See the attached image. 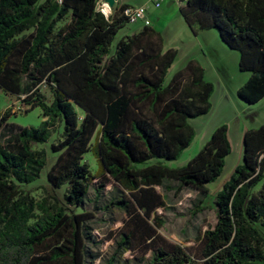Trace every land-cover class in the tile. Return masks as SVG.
I'll use <instances>...</instances> for the list:
<instances>
[{
  "label": "trees",
  "instance_id": "16d2710c",
  "mask_svg": "<svg viewBox=\"0 0 264 264\" xmlns=\"http://www.w3.org/2000/svg\"><path fill=\"white\" fill-rule=\"evenodd\" d=\"M98 1L0 0V90L23 96L25 113L39 108L44 117L37 127H20L8 123L9 110L0 114V264H94L101 243L98 218L85 208L91 193L107 215H124L105 264H264V125L244 133L241 164L210 202L215 220L199 233V258L168 242L159 233L156 210L165 199L156 188L169 191L167 180L175 181L176 191L199 196L194 213L204 210L209 185L231 152L228 128L216 127L180 169L133 167L174 159L189 146V120L209 112L213 84L195 61L164 84L177 50L163 51L152 27L113 45L128 23L126 6L105 17L96 11ZM178 10L193 33L216 29L239 54L238 69L249 77L237 97L258 103L264 97V0H188ZM43 84L52 95L49 105L40 94ZM58 123L64 128L50 144L58 156L46 179L53 192L64 189L65 203L35 202L21 187L39 177L47 154L34 146ZM89 152L97 162L94 175L85 162ZM110 183L118 194L105 199ZM138 248L148 258L122 259Z\"/></svg>",
  "mask_w": 264,
  "mask_h": 264
},
{
  "label": "rangeland",
  "instance_id": "374dc122",
  "mask_svg": "<svg viewBox=\"0 0 264 264\" xmlns=\"http://www.w3.org/2000/svg\"><path fill=\"white\" fill-rule=\"evenodd\" d=\"M44 0H38V4L42 3ZM153 2L154 0H133L132 5L138 6L139 4H145L146 2ZM167 21L163 20L165 29L161 30V38L163 42V51L168 49L177 50L178 55L172 66L168 69L164 84L169 83L174 74L180 71L189 61H199L204 64L207 70V75L210 73V67L208 65V60L215 58L219 52L213 53L208 57H204L198 45L203 44L202 33H199V36L195 34L188 28L181 16H178L176 19H172L171 22L166 23ZM167 24V25H166ZM141 26L140 23L135 24H124L121 28L118 29L117 34L115 35L113 45H115L120 39L134 34V32ZM213 32L218 34L216 29H212ZM211 40L209 36L207 38ZM236 52V51H235ZM40 94L44 97L46 104H50L52 101V95L48 85L43 84L40 86ZM24 97H17L6 93L0 90V114L6 110L10 111L11 116L8 119L9 124H14L20 127H37L44 120L41 110L36 108L28 113L25 111L28 110V106L23 101ZM247 106V105H245ZM250 106V105H249ZM252 107V106H251ZM77 112L80 117H82V112L77 109ZM205 115L198 118L190 119L189 123L194 129L193 138L187 148L182 150L180 154L174 159H164V158H152L145 162L133 163L132 166L135 168H145L152 165H157L164 167L166 169H180L186 165L204 146L206 142H203L201 138L202 132L205 129L208 120L203 121L199 118H203ZM248 113L245 112L243 118L250 121ZM262 111H259V114L253 115L256 120L262 118ZM196 120H199L196 122ZM63 123H58L51 131L48 140L40 145H35L34 149H44L47 154V162L42 168L41 173L37 179L32 181L26 186L21 188L27 192L35 202H41L42 200L49 199L51 202L56 198L59 203L64 204L63 194L64 189L56 190L53 192L46 179V174L58 156L57 152H53L50 148V144H56L60 139V136L63 132ZM201 138V140H200ZM94 144V139L91 141V146ZM85 162L89 165L91 174L94 175L97 171V162L95 157L91 152L85 155ZM228 165H226L225 173L229 170ZM220 179L215 183L218 184L215 187L214 184L209 186L208 197L205 198L206 208L201 212L194 213V208L197 205V200L199 196L192 190L185 189L181 191L175 190V181H168L166 186H169V191L163 187L156 188V191L160 193L165 199V207L156 210V214L162 219L163 225L159 230V233L171 243L179 244L184 247L187 252L195 259L199 258V233L202 234L210 226L214 224L215 215L214 210L210 208L211 201L213 196L218 192L222 185ZM93 184H96V181H93ZM117 185L115 183H110L104 188L105 199L112 197L116 193ZM95 197L91 193L89 195L88 205L86 209H91V211L98 218L97 224L95 226V235L97 240L101 243L99 250L101 248V257L94 264H105V260L112 255V251L116 246V241L118 240L119 228L124 219V215L116 210H113L111 214L107 215L105 211H102L103 206H97V203L94 202ZM102 209V210H101ZM144 252L141 248L136 250H130L123 254L122 259L127 263H133L137 261L138 258L143 256ZM144 258H148L149 254L145 253Z\"/></svg>",
  "mask_w": 264,
  "mask_h": 264
},
{
  "label": "crops",
  "instance_id": "0c3cea01",
  "mask_svg": "<svg viewBox=\"0 0 264 264\" xmlns=\"http://www.w3.org/2000/svg\"><path fill=\"white\" fill-rule=\"evenodd\" d=\"M132 1L133 0H114L113 6L110 7L111 15L116 13L117 9L121 6H144L147 11V17L152 22V28L159 33L166 28H163V20L169 23L172 19H176L180 16L179 7L171 0H154L153 2L149 1L143 5L139 4L138 6L132 5ZM155 2L160 3L158 8L154 7ZM137 23H140L141 26L134 33H138L144 27L141 22ZM199 33H202L200 35H202L204 39L203 44L198 45L204 57H208L211 54L213 55L215 52L220 53L212 60H208V65L210 67V73H208V75L204 64L199 61H197V63L203 68L205 79L213 84V92L210 97L211 108L203 118H199V120L203 119V121L209 119L202 132V141L206 142L216 127L226 125L228 128L231 152L225 160L223 173L218 179L220 180L223 178L221 181V185H223L228 180L235 167L241 164L242 138L244 133L247 130L264 125V97L254 105L249 106L243 103L237 97V91L247 81L249 74L239 71V54L227 48L220 40L218 34L213 32L212 29L207 31H196L194 34L197 37ZM209 36L211 40L207 39ZM259 111H262L263 116L260 120H256L255 117L253 118V115H258ZM245 112L248 113V116H251L250 121L243 118ZM199 120H196V122ZM226 165L230 166L227 173H225ZM217 181L212 184L215 185V183H218ZM217 185L218 184H216L215 187H217Z\"/></svg>",
  "mask_w": 264,
  "mask_h": 264
},
{
  "label": "built area",
  "instance_id": "2783aa9c",
  "mask_svg": "<svg viewBox=\"0 0 264 264\" xmlns=\"http://www.w3.org/2000/svg\"><path fill=\"white\" fill-rule=\"evenodd\" d=\"M178 7L186 4L188 0H171ZM160 6L159 2L154 3V7L158 8ZM96 11L103 14L105 17H109L111 15L110 6L106 2V0H99L97 2ZM122 15L127 19L128 24H135L137 22H141L144 27H152V22L147 17V11L144 6L140 7H132L126 6L122 12Z\"/></svg>",
  "mask_w": 264,
  "mask_h": 264
},
{
  "label": "water",
  "instance_id": "95a60500",
  "mask_svg": "<svg viewBox=\"0 0 264 264\" xmlns=\"http://www.w3.org/2000/svg\"><path fill=\"white\" fill-rule=\"evenodd\" d=\"M106 2L108 3V5L110 7H112L113 6V3H114V0H106Z\"/></svg>",
  "mask_w": 264,
  "mask_h": 264
}]
</instances>
